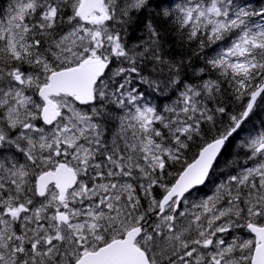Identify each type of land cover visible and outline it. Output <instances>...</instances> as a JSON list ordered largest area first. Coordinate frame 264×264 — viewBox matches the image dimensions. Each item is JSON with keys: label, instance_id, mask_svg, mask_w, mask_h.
I'll list each match as a JSON object with an SVG mask.
<instances>
[{"label": "snow or ice", "instance_id": "snow-or-ice-1", "mask_svg": "<svg viewBox=\"0 0 264 264\" xmlns=\"http://www.w3.org/2000/svg\"><path fill=\"white\" fill-rule=\"evenodd\" d=\"M0 264H264V0H9Z\"/></svg>", "mask_w": 264, "mask_h": 264}, {"label": "trees", "instance_id": "trees-1", "mask_svg": "<svg viewBox=\"0 0 264 264\" xmlns=\"http://www.w3.org/2000/svg\"><path fill=\"white\" fill-rule=\"evenodd\" d=\"M1 1L2 0H0V3H1ZM143 35H144V33L142 30H137L135 32V37L133 38L134 42H135L136 37H140ZM165 38H166V40L169 41V43L166 46L172 51L173 54L178 55V54H182V53H185L188 51L187 46H182V41L180 40L179 36H177L176 34L169 33ZM193 66L194 67L202 66V61H199V60H196L195 58H193ZM190 72H191V69H188L189 75H190ZM257 123H258V120H257ZM232 151H235V148H233ZM220 171H222V169H218L217 173L214 174L210 180L211 181H219V180L223 179V177H221L219 175Z\"/></svg>", "mask_w": 264, "mask_h": 264}, {"label": "rangeland", "instance_id": "rangeland-1", "mask_svg": "<svg viewBox=\"0 0 264 264\" xmlns=\"http://www.w3.org/2000/svg\"><path fill=\"white\" fill-rule=\"evenodd\" d=\"M9 3V0H3L0 3V11H3L4 9H6L7 5ZM150 92L149 95V100L152 103L155 104H160L161 106H163L164 104L169 103L170 101L165 99V97L163 95H161L160 93H151V90H148ZM219 182L214 181V182H210L207 187L204 188V191L201 193H198L197 196L195 197L196 199H203L206 196H210L213 194L214 190H215V185L218 184Z\"/></svg>", "mask_w": 264, "mask_h": 264}, {"label": "bare ground", "instance_id": "bare-ground-1", "mask_svg": "<svg viewBox=\"0 0 264 264\" xmlns=\"http://www.w3.org/2000/svg\"><path fill=\"white\" fill-rule=\"evenodd\" d=\"M134 40V39H133ZM190 74H191V72H190Z\"/></svg>", "mask_w": 264, "mask_h": 264}, {"label": "water", "instance_id": "water-1", "mask_svg": "<svg viewBox=\"0 0 264 264\" xmlns=\"http://www.w3.org/2000/svg\"><path fill=\"white\" fill-rule=\"evenodd\" d=\"M203 187V186H202Z\"/></svg>", "mask_w": 264, "mask_h": 264}]
</instances>
